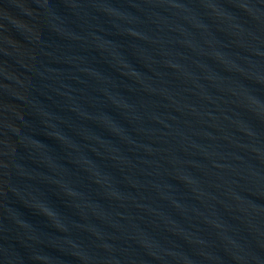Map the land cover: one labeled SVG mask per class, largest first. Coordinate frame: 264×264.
<instances>
[{
  "label": "water",
  "instance_id": "95a60500",
  "mask_svg": "<svg viewBox=\"0 0 264 264\" xmlns=\"http://www.w3.org/2000/svg\"><path fill=\"white\" fill-rule=\"evenodd\" d=\"M0 264H264V0H0Z\"/></svg>",
  "mask_w": 264,
  "mask_h": 264
}]
</instances>
